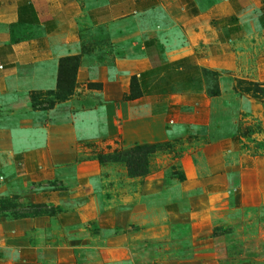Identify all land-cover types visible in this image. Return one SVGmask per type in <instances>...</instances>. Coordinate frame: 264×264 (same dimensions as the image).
<instances>
[{"label":"rangeland","instance_id":"obj_1","mask_svg":"<svg viewBox=\"0 0 264 264\" xmlns=\"http://www.w3.org/2000/svg\"><path fill=\"white\" fill-rule=\"evenodd\" d=\"M92 2L99 13L94 22L79 19L80 55L82 66L101 73L81 83L70 75L65 99L55 91L60 61L71 55L51 79L47 65L20 66L7 47L0 52V216L60 219L69 241L76 223L83 247L93 249L82 252L83 263L97 259L94 248L111 231L141 240L130 243L128 264H264V0ZM1 22L0 32L16 42L25 26ZM30 26L33 37L46 34ZM144 144L156 146L145 180L129 177L118 159L99 161ZM218 160L227 168L219 173L228 175L224 198L186 191V164L205 173ZM89 188L101 215L81 222L76 209ZM48 190L64 201L24 200L34 191L41 202ZM127 196L156 210L189 199L215 203L203 230L209 235L193 242L181 224L173 239L160 238L161 229L144 240L139 234L148 230L116 219L128 209Z\"/></svg>","mask_w":264,"mask_h":264},{"label":"crops","instance_id":"obj_2","mask_svg":"<svg viewBox=\"0 0 264 264\" xmlns=\"http://www.w3.org/2000/svg\"><path fill=\"white\" fill-rule=\"evenodd\" d=\"M1 3L2 12L6 17H0V21H3L1 23L12 26L23 25L25 27L22 31H19L16 42L13 41V33L0 32V52L5 53L4 49L7 47L9 49L7 56L11 57L13 63L20 64V66L47 65L48 67L43 71L51 79L56 76L61 58L67 55L77 56L82 54L81 45L79 44L81 38L78 34L79 19L84 18L94 22L99 13L95 10L96 3L92 0H1ZM2 12H0V16ZM32 24L37 25L39 31L42 27L46 29V34L41 35V38L33 37L30 26ZM100 73L101 71H95L91 67L83 65L78 71V83L91 81L98 77ZM105 79H103V82ZM107 79L112 83L113 79L110 80L109 77ZM100 80L102 79L100 78ZM116 91H118L117 93L123 92L119 85ZM25 124H27L26 126L31 125L29 123ZM49 160L53 161L52 163H57L63 159L59 156H51ZM217 163L218 165L215 168L208 161L205 173L197 170L192 161L186 164V167H184L187 176L186 191L200 188L197 190L198 193L203 194V196L207 193L211 202L218 200L220 197L224 198L228 190V175L219 173L222 171L227 172L225 171L227 168L223 161L218 160ZM219 163H222V165H219ZM89 176H96V173L83 174L81 177ZM147 177L138 179L145 180ZM243 178L246 179V177ZM45 188L43 189L45 190ZM91 189L89 188L91 191L89 194L91 195L85 200V204L76 209L81 222L96 220L101 215V207L92 196L95 191ZM246 190L245 182L242 180L241 187L238 189L240 198L243 197ZM154 191L156 190L154 189ZM35 193L34 191L25 193V197H23L27 204H30L31 201L29 200H34L38 204L43 202L59 206L64 201V198L61 201L60 191L48 190L42 192L41 202L36 195H33ZM139 196L141 195L139 194ZM141 197L136 201L127 196L128 209L121 214L119 213L116 219L124 220L130 225H141L142 228L139 226L138 229L141 228L143 231L148 230L145 231L146 234H139L143 237H141L142 239L145 240L149 235H153L161 229L163 234L160 238L169 237L168 240L173 239V227L181 224L190 226L193 236L189 239L193 242H202L203 235L206 234L204 237L209 235L204 233L203 230L205 226H208V221L216 210L215 203L197 206L193 199H189L184 202L175 201L164 210H156V206L151 207L142 202ZM200 198V196H197L196 200H200ZM261 198L264 201V196ZM61 224H63V221L60 219L55 220L47 216L27 218L0 216V264H128L127 261L132 256L130 243L141 241H138V237L132 236L130 233L114 236L115 234L112 235L111 231L102 232L98 247L94 248L97 259L92 256L93 262L83 263L81 261L82 252H85L83 254H89L92 253L93 249L83 247V244H86L85 239L80 238L82 234H79V231L75 229L78 226L76 223H74L73 231L70 233L74 240L62 239L61 237L64 234L58 231Z\"/></svg>","mask_w":264,"mask_h":264},{"label":"trees","instance_id":"obj_3","mask_svg":"<svg viewBox=\"0 0 264 264\" xmlns=\"http://www.w3.org/2000/svg\"><path fill=\"white\" fill-rule=\"evenodd\" d=\"M82 66V55L71 56L63 58L59 65L58 85L55 91V97L58 99H65L67 95L71 94L72 90L71 77L77 76L79 69ZM63 94V95H62ZM156 151V146L141 145L135 146L127 151H123L115 156L99 157L102 164L108 161L117 160L126 165L128 175L131 178L145 177L149 174V156Z\"/></svg>","mask_w":264,"mask_h":264}]
</instances>
